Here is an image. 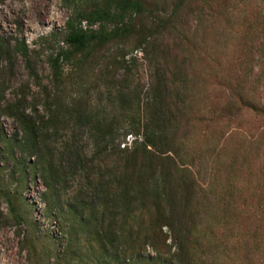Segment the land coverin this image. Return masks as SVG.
Instances as JSON below:
<instances>
[{
    "label": "rangeland",
    "instance_id": "rangeland-1",
    "mask_svg": "<svg viewBox=\"0 0 264 264\" xmlns=\"http://www.w3.org/2000/svg\"><path fill=\"white\" fill-rule=\"evenodd\" d=\"M94 1L0 0V130L18 142V116L33 117L64 171V201L49 205L38 169L25 165L21 176L28 157L0 142V264H264L263 0H140L130 36L59 58L68 20ZM159 96L179 151L170 155L196 182L188 214L170 226L145 208L118 217L111 234L113 210L104 226L100 210L65 215L59 205L90 179L112 180L114 157L105 168L95 121L147 119ZM118 132L131 149L129 130Z\"/></svg>",
    "mask_w": 264,
    "mask_h": 264
},
{
    "label": "trees",
    "instance_id": "trees-1",
    "mask_svg": "<svg viewBox=\"0 0 264 264\" xmlns=\"http://www.w3.org/2000/svg\"><path fill=\"white\" fill-rule=\"evenodd\" d=\"M144 10L145 7L140 0H95L84 5L82 9L77 11L75 17H71L67 22L68 35L65 39L67 48L61 49L59 58H73L75 54H84L93 48L106 44L111 38L130 36L134 27L131 23L127 24L126 20L136 13L141 14ZM83 22H87L89 26L99 24V28L97 30L84 29ZM107 23H113L115 28L108 31L105 26ZM92 42L96 43L93 47L90 45ZM2 47L0 40V48ZM56 69L59 71L61 68ZM161 98L159 96L152 101L153 106H148L149 110L152 108L154 111L150 113L147 119H143L141 116L130 117L131 119L123 122L126 124L123 125L122 123L120 126H117L118 121L114 119L109 122H105V119L95 121L96 139L99 144H103L98 155L103 157L102 161H104L105 168L109 167L105 158L114 157L115 166L112 169V180L102 186L100 181L90 179V184L85 183L87 188L81 189L72 198L73 203H69L67 199L62 207L59 205L60 210L68 211L65 215L76 218V210L78 209L100 210L103 211L101 213L103 220L99 225L104 226L107 211L113 210L114 212H110L109 216L111 220L109 219L107 224L111 234L112 228L118 222V217L127 218L136 214L137 211L146 210L145 208L149 210L152 216L157 217L156 220L161 219L165 221L163 224L170 226L178 223L176 220L181 221L186 212L188 214L191 202L195 199L196 182L195 179L189 178L188 173L191 171L188 169L179 170L177 160L170 155L176 156L179 151L173 149V140L169 136V127L172 121L166 118ZM138 107L141 114L142 106L140 103ZM47 108V111L52 110L50 104ZM78 111L79 109L76 108L71 109V118ZM79 117L83 120L87 119L84 114ZM18 121L21 124L23 137L18 142L14 141L13 143L0 130V142L7 147L19 150L22 156L28 157L27 162L22 166L21 176L24 174L25 165H27L25 170L35 171L38 169L40 180L45 187V203L52 205V202H58V200L63 202L60 185L63 181L64 171L61 165L57 163L54 151L45 148L43 144L40 145L38 122L25 114L21 117L18 116ZM50 121L57 127L58 122L55 119L52 118ZM121 126H124L125 130H129L126 137L131 135V138H134L131 149L124 145V139L121 141V134L118 132ZM42 127L47 130L49 122H43ZM55 130L57 131L58 128ZM114 150H117L116 155ZM90 163V167H92L95 161L91 160ZM77 166L73 169L75 174L82 173ZM99 167L101 165H98L96 169ZM97 197L100 199L96 200ZM87 198H93V201L87 204ZM7 201L13 216L18 220L20 215L15 208L16 204L11 199ZM177 216L180 217L175 218ZM3 219L4 216L0 210V227ZM158 223L162 224L160 221ZM109 236L107 235V238Z\"/></svg>",
    "mask_w": 264,
    "mask_h": 264
}]
</instances>
